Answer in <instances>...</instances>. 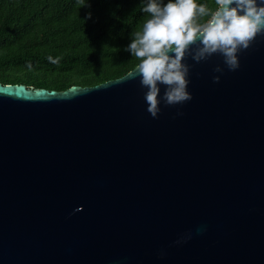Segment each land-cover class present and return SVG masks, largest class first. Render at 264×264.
<instances>
[{
    "label": "water",
    "instance_id": "obj_1",
    "mask_svg": "<svg viewBox=\"0 0 264 264\" xmlns=\"http://www.w3.org/2000/svg\"><path fill=\"white\" fill-rule=\"evenodd\" d=\"M197 47L192 99L157 118L138 64L61 90L0 82V264H264V35L235 71Z\"/></svg>",
    "mask_w": 264,
    "mask_h": 264
},
{
    "label": "trees",
    "instance_id": "obj_2",
    "mask_svg": "<svg viewBox=\"0 0 264 264\" xmlns=\"http://www.w3.org/2000/svg\"><path fill=\"white\" fill-rule=\"evenodd\" d=\"M197 3L216 7L215 0ZM89 4L0 0V82L61 90L114 79L136 66L139 60L125 49L149 18L142 0ZM48 56L60 57V63H50Z\"/></svg>",
    "mask_w": 264,
    "mask_h": 264
},
{
    "label": "clouds",
    "instance_id": "obj_3",
    "mask_svg": "<svg viewBox=\"0 0 264 264\" xmlns=\"http://www.w3.org/2000/svg\"><path fill=\"white\" fill-rule=\"evenodd\" d=\"M77 2L81 7H90L89 0ZM142 4V12L149 18L133 34L125 50L139 60L134 78H139L147 89L144 99L153 118L161 112V102L175 106L192 99L189 67L183 63L192 45L198 44L193 56L197 62L219 53L228 70L235 71L240 67L239 54L249 48L258 34L264 35V0H215V10L197 0H142ZM47 59L52 64L60 63V57ZM27 67L31 70L32 64ZM161 86L165 88L163 96ZM79 211L82 209L77 206L71 214ZM205 230L200 227L197 232ZM186 242L183 239L175 243Z\"/></svg>",
    "mask_w": 264,
    "mask_h": 264
}]
</instances>
